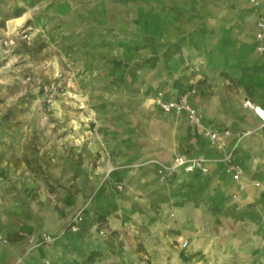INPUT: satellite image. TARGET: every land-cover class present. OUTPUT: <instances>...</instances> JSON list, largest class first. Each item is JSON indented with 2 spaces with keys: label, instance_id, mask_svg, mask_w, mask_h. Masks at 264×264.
Here are the masks:
<instances>
[{
  "label": "crops",
  "instance_id": "1",
  "mask_svg": "<svg viewBox=\"0 0 264 264\" xmlns=\"http://www.w3.org/2000/svg\"><path fill=\"white\" fill-rule=\"evenodd\" d=\"M137 5L146 21L132 38L110 55L85 58V87L99 99L98 139L89 145L99 157L86 185L89 227L81 242L73 238L68 259L95 264L87 257L100 253L127 264L124 255L134 253L124 247L132 250L140 234L157 264H264V124L244 104L264 107L255 7L250 0ZM191 88L198 122L184 109L166 113L149 103L158 91L176 98ZM210 132L219 134L220 146ZM177 154L202 156L208 170L177 168L161 178L159 164ZM7 225L0 224V234ZM118 240L125 245L113 254ZM56 247L39 250L48 251L51 264L64 261ZM12 251L0 242V264H13ZM19 264L44 263L32 255Z\"/></svg>",
  "mask_w": 264,
  "mask_h": 264
},
{
  "label": "rangeland",
  "instance_id": "2",
  "mask_svg": "<svg viewBox=\"0 0 264 264\" xmlns=\"http://www.w3.org/2000/svg\"><path fill=\"white\" fill-rule=\"evenodd\" d=\"M145 21L137 0H0V224H8L0 242L13 247V264L32 255L51 264L45 252L56 246L64 260L58 264H73L68 249L89 227L86 185L99 157L89 145L98 139L99 99L85 87V58L114 53ZM102 226L96 233L105 234ZM122 245L118 240L110 251ZM124 249L134 253L124 255L127 264L156 263L140 234ZM115 258L87 257L120 264Z\"/></svg>",
  "mask_w": 264,
  "mask_h": 264
},
{
  "label": "built area",
  "instance_id": "3",
  "mask_svg": "<svg viewBox=\"0 0 264 264\" xmlns=\"http://www.w3.org/2000/svg\"><path fill=\"white\" fill-rule=\"evenodd\" d=\"M251 4L255 7L257 12L255 26V39H256V49L258 51H264V0H250ZM194 91L193 88L184 91L176 98H165L163 92L158 91L154 96L149 98V103L158 106L163 112L186 110L188 118L191 121L198 122L199 114L197 110L189 103L188 97ZM245 105L250 106L258 114L264 124V107L260 105L253 104L250 100H245ZM230 130H225L224 134H229ZM240 134L239 136H241ZM211 140L220 146V136L216 132H210L209 134ZM231 168L236 169L234 177L237 178L239 175V170L236 166L231 165ZM177 168H183L186 171L200 170L206 172L208 170L205 164V158L202 156H189L186 154H177L174 156L172 162L169 164H159V174L161 178H164L166 171H173ZM79 215L77 214L71 221L70 229L73 231L78 230L79 225Z\"/></svg>",
  "mask_w": 264,
  "mask_h": 264
},
{
  "label": "bare ground",
  "instance_id": "4",
  "mask_svg": "<svg viewBox=\"0 0 264 264\" xmlns=\"http://www.w3.org/2000/svg\"><path fill=\"white\" fill-rule=\"evenodd\" d=\"M24 16H19V17H16V18H13V19H10L8 21V26H9V29H13L14 25L18 22H20L22 19H23Z\"/></svg>",
  "mask_w": 264,
  "mask_h": 264
}]
</instances>
